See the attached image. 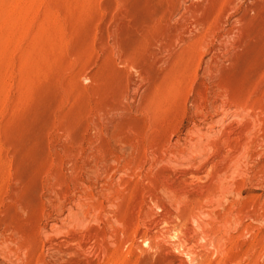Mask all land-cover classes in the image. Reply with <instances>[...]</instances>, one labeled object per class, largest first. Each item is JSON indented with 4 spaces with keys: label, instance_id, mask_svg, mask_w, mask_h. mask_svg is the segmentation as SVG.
<instances>
[{
    "label": "rangeland",
    "instance_id": "1",
    "mask_svg": "<svg viewBox=\"0 0 264 264\" xmlns=\"http://www.w3.org/2000/svg\"><path fill=\"white\" fill-rule=\"evenodd\" d=\"M0 264H264V0H0Z\"/></svg>",
    "mask_w": 264,
    "mask_h": 264
}]
</instances>
